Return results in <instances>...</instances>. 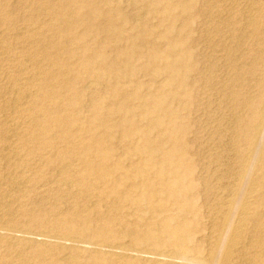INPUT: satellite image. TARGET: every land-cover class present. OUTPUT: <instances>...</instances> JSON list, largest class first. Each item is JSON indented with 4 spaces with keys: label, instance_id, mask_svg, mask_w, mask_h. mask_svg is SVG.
<instances>
[{
    "label": "rangeland",
    "instance_id": "obj_1",
    "mask_svg": "<svg viewBox=\"0 0 264 264\" xmlns=\"http://www.w3.org/2000/svg\"><path fill=\"white\" fill-rule=\"evenodd\" d=\"M251 1L101 3L100 13L105 16L92 12L91 17L98 22L108 16L116 21V36L121 35L125 45L134 46L131 60L118 59L117 43L110 33L91 34L87 43L96 49L103 42L100 45L107 61L94 57L93 74L76 68L78 82L60 89L55 82L45 83V75L51 70L53 60L48 54L53 53L54 43L65 40L52 28L57 14L64 15L67 10L63 0H0V226L49 238L47 244L28 245L0 240V264H157L156 256L165 259L174 254L198 264H264V174L258 162L264 153V0ZM82 30L78 25L75 32ZM166 32L173 39L184 40L174 48L172 39L165 38ZM68 45L76 54H64V61L76 67L83 54L76 45ZM155 54H159L157 61L152 57ZM103 63L113 71L107 77L99 75ZM43 85L46 92L60 91L62 98L44 102ZM66 97L77 103L69 117L81 120L79 126L69 129L74 133L73 142L102 138L104 128L89 124L93 115L101 114L111 126L106 146L111 149L113 164L132 169L133 164L144 161L162 163L166 178L180 179L178 184L189 201L169 199L158 181L160 196L153 201L104 200L109 196L104 185L110 178L97 174L91 176L94 189L82 198H73L70 193L82 188L79 179L87 176L79 151H68V142L60 140L37 148L23 137L24 133L42 135L44 122L50 126L43 137L60 135L66 126L49 120L54 119L50 115L57 108L64 110ZM261 99L262 119L256 125L262 141L260 147L249 148L239 133L249 113L245 102L257 104ZM143 145L153 152L130 156ZM58 155L66 157L64 164L55 162ZM243 164L247 165L241 168ZM119 179L116 175L117 183ZM234 182L247 192L240 194ZM136 183L129 181L120 187L137 196L140 189ZM216 191L225 192L226 197L217 198ZM68 213L78 216L72 217L73 223H61ZM90 216L97 221L90 224ZM168 219L175 227H188L189 241L179 245L164 233L162 226ZM108 221L111 226L101 229ZM67 236L78 243L76 250L55 244L57 237L68 241ZM95 243L107 246L108 251L119 246L131 254L128 258L107 251L94 254ZM71 256L75 263H66Z\"/></svg>",
    "mask_w": 264,
    "mask_h": 264
},
{
    "label": "bare ground",
    "instance_id": "obj_2",
    "mask_svg": "<svg viewBox=\"0 0 264 264\" xmlns=\"http://www.w3.org/2000/svg\"><path fill=\"white\" fill-rule=\"evenodd\" d=\"M136 1V0H135ZM226 1V0H225ZM251 1V0H250ZM110 3L111 0H83V1H76V0H63V4L66 7V12L64 15H58L56 16L55 19V23L53 24V29L54 31H56L57 35L59 37L65 38V40H58L57 42L54 43L53 47H52V51L53 53H49L48 56H50L52 58V63H51V70L45 75L46 76V80L45 83H53L55 84V86H57L58 88L61 89L62 87H66L70 84L76 83L78 82V77L74 75V72L79 68L85 69L86 73L88 74H93L95 71V68L93 67V58L94 57H98V58H104V60L107 61V55L106 52L104 50V47H102L100 44H102L103 42L100 41V43L98 44V47L96 49L92 48L91 45L89 43H87L88 38L90 37V35H95V36H99L103 33H110L114 39V42L117 43V47L116 49V53H117V57L118 59H122V61L125 62H129L130 59V54L134 51V46L131 44L129 45H125L124 41L122 40V38L119 36H116V32H117V28H116V21L112 18V17H107L106 15V19L103 20V22L101 21H97L94 20L91 17L92 12L96 13L99 15V17H104L102 16L100 13V4L101 3ZM116 2V1H115ZM152 2V1H151ZM247 2V1H246ZM249 2V1H248ZM252 2V1H251ZM118 3V2H117ZM157 3V2H155ZM159 3V2H158ZM255 3V2H254ZM217 4V3H216ZM241 4V3H240ZM247 4V3H246ZM136 5V4H135ZM226 5V4H225ZM239 6V5H238ZM186 8V6L184 7ZM188 8V7H187ZM217 8V7H216ZM215 9V8H214ZM235 10V9H234ZM252 10V9H251ZM214 11V10H213ZM257 11V10H256ZM105 12V11H104ZM211 13H214L212 11H210ZM254 12V11H253ZM219 13V12H218ZM229 13V12H228ZM51 14L53 16L56 15V13L54 12V10L51 11ZM105 14V13H104ZM220 14V13H219ZM252 15V14H251ZM209 16V15H208ZM213 17V15L211 16ZM210 17V18H211ZM245 17V16H244ZM251 17V16H250ZM208 18V17H207ZM216 18V16H215ZM248 18V17H247ZM257 18V17H256ZM103 19V18H102ZM214 20V19H213ZM246 20V19H244ZM230 21V20H229ZM245 22V21H244ZM208 23V22H207ZM210 23V22H209ZM206 24V23H205ZM231 24V22H230ZM229 24V25H230ZM257 24V23H256ZM81 26L82 27V31L81 32H75V29L77 26ZM249 24H247L248 26ZM253 21H250V26H253ZM226 27V26H225ZM233 27V26H232ZM202 28V27H201ZM208 30V27H206ZM246 28V27H245ZM214 29V28H213ZM219 29V28H218ZM226 29V28H225ZM244 29V28H243ZM215 30V29H214ZM213 30V31H214ZM205 31V30H204ZM212 31V30H211ZM220 31V29H219ZM222 31V30H221ZM227 31V30H226ZM236 31V30H235ZM206 32V31H205ZM204 32V33H205ZM218 32V31H217ZM253 32V30L251 31ZM199 33V31H198ZM232 33V32H231ZM254 33V32H253ZM214 34V33H212ZM148 35V34H147ZM165 38H171V34L170 32H166L164 33ZM207 34H205L206 36ZM211 35V34H210ZM243 35V34H242ZM241 35V37H242ZM245 35V33H244ZM209 36V35H208ZM233 36V35H232ZM239 36V35H238ZM246 37L248 36L245 35ZM249 37V36H248ZM248 37L246 38V40L248 39ZM111 38V37H110ZM211 38V37H210ZM236 38H240V37H236ZM171 42L170 45L173 46L175 48V46H177V44H179L180 42H182L184 39L183 38H171ZM222 39V38H221ZM244 39V41H246ZM74 44L77 46V49L79 50V52H81L82 55V59L79 60V62L76 63V67L70 64H67L64 61V54H68V56L72 57L74 56L76 53L74 51H71L68 48V43ZM206 42V41H205ZM223 42V41H222ZM210 45V44H208ZM225 45V44H224ZM213 47V44H212ZM203 49V48H202ZM227 49V48H226ZM156 50V49H155ZM213 50V49H211ZM228 50V49H227ZM224 51V50H223ZM247 51V50H246ZM50 52V51H49ZM264 52V51H263ZM206 53V52H205ZM214 53V52H213ZM236 53V52H235ZM211 54V53H210ZM234 54V53H233ZM133 55V53H132ZM131 55V56H132ZM158 56L159 54H155L153 57V59L155 61L158 60ZM210 56V55H209ZM208 56V57H209ZM241 56V55H240ZM205 57V56H204ZM235 58V57H233ZM203 60V59H202ZM215 61V60H214ZM220 61V60H219ZM209 62V61H208ZM227 62V61H226ZM230 64V63H229ZM104 65V63L102 64V66ZM107 65V64H106ZM104 65L102 67L101 70V74H99L100 76H104L107 77L108 75L112 74V69L109 68V66ZM226 65V64H225ZM250 65V64H249ZM204 66V65H203ZM243 66V65H242ZM246 66V65H245ZM168 66H165L164 68L166 70H169L168 68H166ZM209 67V66H208ZM213 67V66H212ZM162 67V69H164ZM207 68V67H206ZM231 68V67H230ZM242 69V67L240 68ZM100 70V69H99ZM172 70L175 71L174 68H172ZM220 70V69H219ZM234 70V69H233ZM229 71V70H228ZM239 71V70H238ZM207 72V71H206ZM232 72V71H231ZM213 73V72H212ZM229 73V72H228ZM233 73V72H232ZM201 74V73H200ZM206 74V73H205ZM211 75V74H210ZM226 75V74H225ZM236 76V74H235ZM238 76V75H237ZM233 77V76H232ZM204 78V77H203ZM229 78V76H228ZM205 81V80H204ZM55 82V83H54ZM45 83H43L45 85ZM94 83V82H93ZM221 83V82H220ZM227 83V82H226ZM90 84V82H89ZM92 84V83H91ZM44 85L41 87V90L43 92V99L44 102L45 101H53L57 98H62V94L60 93L58 95V93L60 91H54L51 90V92H46L48 91L47 87ZM52 85V84H50ZM65 85V86H64ZM85 85V84H84ZM90 88L91 86L88 85ZM88 87V88H89ZM57 89V88H56ZM85 90V89H84ZM210 90V89H209ZM224 90V89H223ZM231 90V89H230ZM87 91V89L85 90ZM35 92V91H34ZM207 92V91H206ZM230 92V96L233 95L232 91ZM232 93V95H231ZM114 94H117V91L114 90ZM206 94V93H205ZM217 94V93H216ZM30 95V94H29ZM64 96V95H63ZM38 97V96H37ZM79 100V96L77 97ZM125 99V98H124ZM230 99V98H229ZM233 99V97H232ZM66 102L65 106H64V110H59L60 107L61 109L63 108L62 106H60L58 109V111H54L53 113H51L50 116H52L54 119H50L49 121H53V124L55 125H59L61 127L66 126V128L61 132L60 135H56L52 136V137H43L42 135L45 136V132L47 130V128H49L50 125L47 124V122H44L42 125L43 127V131H41V134H34V133H24L23 137L26 138V140L34 145L37 146V148H44L47 145L48 146H52L55 144V142L57 140H60L62 142H68L67 143V148L68 151L71 150H77L79 151V153L82 155V162L84 164L85 167V171L87 172V176L81 177L79 179L80 185L82 188H79V190L77 189L76 191L70 193L67 191V193H70V195L73 198H82L84 196V194L86 193V191L88 190H92L94 189V185L91 182V176L94 174L99 175V177H106L108 176L110 179H108L109 181L104 185L105 186V192L109 194L108 195H104L106 197H104L105 199H109L110 201H120L122 199L125 200H130L133 201V203L139 204L142 202H146V201H153L155 199H158L160 196V190L157 187V184L155 181H158L157 183H162L164 185V190L166 191V193L168 194V198L169 199H173L175 202H185L187 203L189 200L185 199V196L183 195V190L180 186L179 181L180 179H172L169 180L166 178L165 176V172L164 169L162 167V163H156V164H152L151 161H144L138 164H133L132 169H127L125 168L121 163H112L110 160V152L111 149L108 148L106 146V143L108 142V138L111 135V126L107 124V122L104 121L103 116H101V114L99 115H93L92 118L90 119V127H92V125H98V127L100 128H104V135L102 138H98L97 140H95L94 142H90L86 141V140H82L79 142H73V136L74 133H72V130H69L75 126H79L81 123V120H77V119H73L70 116V110L75 107L77 105L76 103V99L72 98V97H66L65 100ZM232 102V101H231ZM230 103V102H229ZM25 104V103H24ZM263 103H262V99L259 100V102L257 104H254L250 101H246L245 102V107H247L249 113L244 117L243 121V126H242V130L239 132L240 133V138L245 142L246 146L251 148V147H260L261 145V141H262V136L261 133L259 132V129L256 125V123L262 119L260 117V113H259V107H262ZM218 107V106H217ZM231 107V106H230ZM235 108V107H234ZM218 110V109H217ZM216 110V111H217ZM228 110V109H227ZM234 110V109H233ZM204 111V110H203ZM211 111V110H210ZM219 112V111H218ZM231 112V111H230ZM235 112V111H234ZM44 114V113H43ZM218 114V113H217ZM215 115V114H214ZM237 115V114H235ZM236 117V116H235ZM201 119V118H200ZM219 119V118H218ZM234 119H237L234 118ZM233 120V119H232ZM212 121V120H210ZM221 121V120H220ZM225 122V121H224ZM238 122V119L236 120V123ZM83 123V121H82ZM221 123V122H220ZM226 123V122H225ZM230 123V122H229ZM228 123V124H229ZM234 123V122H233ZM232 124V123H231ZM211 126V125H210ZM203 127V126H202ZM233 127H237L233 126ZM228 128V127H227ZM234 129V128H233ZM237 129V128H236ZM94 130V129H92ZM223 130V128H222ZM231 130V129H230ZM235 130V129H234ZM12 131V130H11ZM17 129L14 131L16 133ZM226 131V130H225ZM13 132V131H12ZM13 132V133H14ZM234 131L233 134H235ZM63 133V134H62ZM209 133V132H208ZM17 134V133H16ZM221 134V133H220ZM34 135V136H32ZM47 135H51L49 133H47ZM211 135V134H210ZM226 135V134H225ZM229 135V134H228ZM40 136V137H39ZM234 136H237L234 135ZM233 136V137H234ZM49 138V139H48ZM200 138V137H199ZM206 141V140H205ZM204 141V142H205ZM224 141V140H223ZM236 141V140H235ZM208 143V142H207ZM211 145V144H210ZM230 145V144H229ZM237 146V145H236ZM234 148H235V144H234ZM240 148V147H239ZM203 150V149H202ZM206 151V150H205ZM237 147H236V150ZM152 153L153 150H150V148L146 147L145 145L136 148V150L134 151V153H132L130 156L131 157H135V156H139L143 153ZM214 152V151H213ZM239 153V152H238ZM152 155V154H151ZM221 155V154H220ZM244 155V154H243ZM89 156V157H88ZM210 156V155H209ZM225 156V155H224ZM24 157V156H23ZM218 157V156H217ZM210 158V157H209ZM225 158V157H224ZM232 158V157H231ZM250 158V157H249ZM14 159V157H13ZM66 157H62V155H58L55 158V162L56 163H60V164H64ZM30 161V160H29ZM42 161V160H41ZM220 161V160H219ZM247 162V161H246ZM250 162V161H249ZM259 164L262 165V173L264 174V153L261 155V157L258 159ZM9 163V162H8ZM42 163V162H41ZM233 163V162H232ZM235 163V162H234ZM240 163V162H239ZM69 165V164H68ZM209 165V164H208ZM230 165V164H229ZM233 165V164H232ZM247 165V164H246ZM246 165H242L244 168V166ZM67 167V165H66ZM233 167H235L233 165ZM232 168V167H231ZM153 170V173L151 172ZM233 170V169H232ZM238 171V168H237ZM22 172V171H21ZM59 173V172H58ZM213 173V172H212ZM116 175L120 176L119 182L117 183L116 181ZM187 175L188 177H191L192 175V169L188 168L187 170ZM216 175V174H215ZM238 175V173H237ZM6 176V175H5ZM240 177V174L238 175ZM239 177L237 179H239ZM247 177V174H246ZM197 178V177H196ZM210 178V177H209ZM29 179V178H28ZM218 179V178H217ZM231 179V178H230ZM243 179V178H242ZM246 179V178H245ZM17 180V178H16ZM200 180V179H199ZM93 181V180H92ZM137 182L135 184V186L138 187L139 193L137 196H132L131 194H129V192L127 190H125L124 188L120 187V184L122 183H128V182ZM240 182L243 184V182L240 180ZM240 183V185H241ZM245 183V181H244ZM216 184V183H215ZM233 184V183H232ZM235 187H238V185L234 182ZM217 186V185H216ZM231 186V185H230ZM219 188V187H218ZM241 187H238L236 189H240ZM12 189V188H11ZM250 189V188H247ZM17 190V189H16ZM71 190V189H69ZM246 190V189H245ZM244 193L242 192V190L240 189V191H236V192H240V194L242 193L243 195L247 192ZM72 191V190H71ZM221 191V190H220ZM217 193V198H223L225 196V192H218ZM231 192V191H230ZM18 193V192H17ZM235 195V194H234ZM242 195V196H243ZM233 196V195H231ZM226 197V196H225ZM228 198V197H227ZM226 199V198H225ZM229 199V198H228ZM239 200V199H238ZM215 201V200H214ZM236 203V202H235ZM234 204V203H232ZM209 205V204H208ZM227 205V204H226ZM238 205V203L236 204ZM239 206V205H238ZM234 207V206H233ZM230 209V208H229ZM240 209V208H239ZM248 209V208H247ZM250 209V208H249ZM100 211V209L98 210ZM246 211V210H245ZM223 212V211H222ZM227 212V211H226ZM248 213V212H247ZM250 213V212H249ZM8 214V213H7ZM71 214H73L71 216ZM94 215V213H92ZM78 216L76 213H68L63 219L61 223L64 224H70L73 223V219L72 217H76ZM237 216V215H236ZM239 216V215H238ZM242 216V215H241ZM42 219V216H39ZM45 218V215L43 216ZM108 218V217H107ZM106 218V219H107ZM104 220V218H102ZM105 219V220H106ZM110 219V218H109ZM172 219V218H171ZM171 219L165 220L162 226V229L164 231V233L167 234L168 237L174 238L175 241L179 244V245H183L184 243H186L187 241H189L191 235L189 234V230L188 227L184 224V225H179V226H173L171 224ZM212 219V218H211ZM240 219V218H239ZM213 220V219H212ZM89 223H93L96 222L97 219H95L93 216H90L89 218ZM107 221V220H106ZM239 221V220H238ZM102 222V221H101ZM229 223V222H228ZM111 221H108L107 224H105V226L101 229H108L111 225ZM230 224V223H229ZM220 225V224H219ZM237 225H239L237 223ZM236 225V226H237ZM7 226V225H5ZM214 226V225H213ZM4 227V226H3ZM0 226V240L2 239H7V240H17L19 242L25 243L26 245L30 244V243H35L39 244V242L41 243H45L47 244V242L49 241L48 236L45 235H39L40 239L38 238L37 234L36 237L31 236L28 233L25 232H17V231H13L9 229H6L5 227L3 228ZM238 227V226H237ZM244 227V226H243ZM12 229V228H11ZM217 229V228H216ZM242 229V228H241ZM19 230V229H18ZM238 230L240 231V229L238 228ZM85 232V230H83ZM236 232V231H235ZM45 233V232H44ZM43 233V234H44ZM238 233V232H237ZM40 234V233H39ZM219 234V233H218ZM221 234V232H220ZM241 234V233H239ZM238 234V235H239ZM33 235H35L33 233ZM224 235V234H223ZM222 235V236H223ZM237 235V236H238ZM242 235V234H241ZM241 235L240 238H241ZM149 236V235H148ZM212 237V236H211ZM224 237V236H223ZM53 238V237H52ZM61 238V237H60ZM109 239V237H107ZM111 238V237H110ZM219 238V237H218ZM226 238V237H225ZM57 239H59L57 237ZM55 241V244L57 243V245L60 248H64V249H75L78 247V243L75 240H68V236L65 238L68 241H63V240H57ZM224 239V238H223ZM237 240V238H236ZM235 240V241H236ZM16 241V242H17ZM53 241V239H52ZM78 242H80L79 240H77ZM212 241V240H211ZM214 241V240H213ZM226 241V240H225ZM10 242V241H8ZM13 242V241H12ZM54 242V241H53ZM40 243V244H41ZM81 244V243H80ZM79 244V245H80ZM87 244V243H86ZM89 244V243H88ZM87 244V245H88ZM102 244V243H101ZM100 243H95L94 244V249L95 253L98 252L99 253H104L105 251L110 252V254H112V256L114 255H119L122 257H126L127 255H129L130 251L128 252L126 249L121 248L118 246V248H116V250H106V247L101 245ZM228 244V243H227ZM11 245V243H10ZM18 245V244H16ZM83 245V244H81ZM90 245V244H89ZM117 245V244H116ZM126 245V244H124ZM109 247V246H108ZM115 247V246H114ZM129 247V246H127ZM219 247V246H218ZM81 248V247H80ZM259 248V247H258ZM92 249V248H91ZM108 249V248H107ZM61 250V249H60ZM76 250V249H75ZM78 251V250H77ZM218 251V250H217ZM256 251V250H255ZM141 252V251H140ZM215 252V251H214ZM93 253V252H92ZM102 253V254H103ZM254 253V252H253ZM257 253V252H256ZM93 254V255H94ZM106 254V252H105ZM114 254V255H113ZM131 254V253H130ZM147 254V253H145ZM213 255V253H211ZM234 254V253H233ZM100 255V254H99ZM108 255V254H107ZM176 255V254H174ZM174 255H168L166 256L165 259L162 258H155V263L157 264H198V261L195 260H190L185 258H179L177 256ZM184 255V254H183ZM245 255V254H244ZM78 256V255H77ZM111 256V257H112ZM256 256V255H255ZM69 257V256H68ZM118 257V258H119ZM134 257V256H133ZM136 257V256H135ZM128 258V256L126 257ZM148 258V257H147ZM210 258V257H209ZM217 258V257H216ZM63 259H66V257H64ZM123 259V258H122ZM132 259V258H131ZM236 259V258H235ZM256 259V258H255ZM254 259V260H255ZM126 260V259H125ZM227 260V259H226ZM233 260V259H232ZM253 260V261H254ZM75 258L73 256H71V258L67 259L66 263H75ZM118 261V260H117ZM121 261V260H120ZM123 261V260H122ZM241 261V260H240ZM258 261V260H257ZM226 262V261H225ZM118 263V262H117ZM203 263V262H202ZM245 263V262H244ZM254 263V262H253ZM221 264H226V263H221ZM229 264V263H228ZM255 264V263H254Z\"/></svg>",
    "mask_w": 264,
    "mask_h": 264
}]
</instances>
